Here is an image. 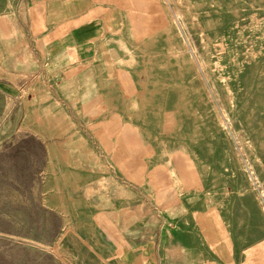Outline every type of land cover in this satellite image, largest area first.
I'll return each instance as SVG.
<instances>
[{
	"label": "rangeland",
	"instance_id": "1",
	"mask_svg": "<svg viewBox=\"0 0 264 264\" xmlns=\"http://www.w3.org/2000/svg\"><path fill=\"white\" fill-rule=\"evenodd\" d=\"M145 1L142 29L132 13L121 36L105 40L127 83L133 175L120 186L90 137L116 136V109L81 119L88 140L66 119L53 148V193L67 187L66 217L36 198L43 147L19 139L24 119L55 123L28 55L27 8L0 0V264H154L137 224L146 239L155 226L180 232L206 209L230 230L241 264H264V243L248 246L264 240V0ZM177 242L173 262L162 246V264L187 260L190 236Z\"/></svg>",
	"mask_w": 264,
	"mask_h": 264
},
{
	"label": "crops",
	"instance_id": "2",
	"mask_svg": "<svg viewBox=\"0 0 264 264\" xmlns=\"http://www.w3.org/2000/svg\"><path fill=\"white\" fill-rule=\"evenodd\" d=\"M22 3L27 8L28 55L34 60L33 69L39 72L42 86L46 89L45 95L52 106L51 117L55 123L50 127H39L24 119L22 128L18 130L19 139H35L46 154L36 192L41 207L67 217L71 214L67 187H60L59 195L53 193L56 178L53 148L62 143L63 136L67 134L64 127L66 119L83 138L86 136L82 130L88 128H83L82 118L107 117L105 113L108 111L104 108L110 109V113L116 109L115 117L121 121L116 136L110 137L106 132L98 139L90 131V137L95 142V150L104 154L106 167H110L112 173L118 168L119 174L114 175L120 186L125 185L129 176L133 175L129 171V145L123 141L128 134L127 125L122 121L127 117V83L121 79L122 68L118 71L116 63L108 56L105 40L119 38L129 27L128 15L132 13L138 15L136 26L140 25L142 29V12L146 1L22 0ZM20 150L29 152L23 145ZM127 194L128 191L124 193L125 199ZM79 214L85 213L80 211ZM7 225L10 226V222ZM69 225L84 226L81 222L69 223L64 220V226ZM122 227L127 232L134 229L133 226ZM168 227L160 226L158 232V226H155L156 233L149 234L146 239L144 224L136 226V230L142 232L137 235V242L142 248L148 246L152 249L154 264H162V246L168 250L169 261H175L177 234H185L191 239L187 260L180 264H241V254L230 230L222 222L215 221L207 209L196 214L194 222L188 227L184 226L180 232H174ZM263 243L264 240H260L248 246L256 249L257 245L262 246Z\"/></svg>",
	"mask_w": 264,
	"mask_h": 264
}]
</instances>
